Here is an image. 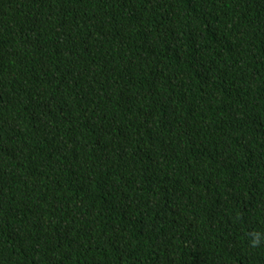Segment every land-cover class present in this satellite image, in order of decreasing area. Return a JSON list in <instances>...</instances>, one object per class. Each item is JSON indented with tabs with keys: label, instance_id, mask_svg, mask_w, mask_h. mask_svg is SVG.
<instances>
[{
	"label": "trees",
	"instance_id": "obj_1",
	"mask_svg": "<svg viewBox=\"0 0 264 264\" xmlns=\"http://www.w3.org/2000/svg\"><path fill=\"white\" fill-rule=\"evenodd\" d=\"M0 264H264V0H0Z\"/></svg>",
	"mask_w": 264,
	"mask_h": 264
}]
</instances>
